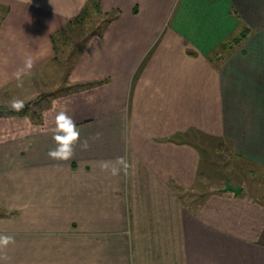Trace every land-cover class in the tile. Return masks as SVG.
<instances>
[{
    "label": "crops",
    "instance_id": "1",
    "mask_svg": "<svg viewBox=\"0 0 264 264\" xmlns=\"http://www.w3.org/2000/svg\"><path fill=\"white\" fill-rule=\"evenodd\" d=\"M88 1L0 0V91L31 95L22 115L0 105V264H264V204L194 194L212 139L264 167V0H95L117 16L63 89L99 83L35 100L52 33ZM61 111L67 160L48 156Z\"/></svg>",
    "mask_w": 264,
    "mask_h": 264
},
{
    "label": "rangeland",
    "instance_id": "2",
    "mask_svg": "<svg viewBox=\"0 0 264 264\" xmlns=\"http://www.w3.org/2000/svg\"><path fill=\"white\" fill-rule=\"evenodd\" d=\"M85 5H88V2H86ZM75 18H73L70 22H72ZM99 18L101 17L98 15H92L90 21L89 19L86 21L85 26L80 24L74 26L73 29L69 31H65L64 28H66L70 23L68 22L65 27H59L57 32L52 33L51 60L47 62V64H44L39 69L35 70V75H38V84L34 87V97L32 98L37 100L40 94H48L46 97L52 98L57 94L52 93L54 90L61 89L62 93L66 91L65 88L63 89V86H65L69 73L80 54H77L79 50L77 42L86 39L88 35L99 29V26L102 25ZM23 28L27 30L26 27ZM240 30H246L244 24H242V28H240ZM231 35L238 37L239 32L233 31ZM53 38H55L58 44L55 43ZM240 48L241 47H239V49ZM220 59L221 58H219V60ZM11 90H13V88L9 87L4 91H0V105L2 107L11 106L13 99H21L24 103H26L28 98H31V95H25L22 97L10 96L8 91L11 92ZM18 92L21 93V90H18ZM208 146L209 145H207V147ZM215 152L216 151L208 153L207 151L205 157L206 160L202 161L203 168L201 169H203L205 174L204 176H200L201 178L199 176L197 178L196 190L194 191V194H197L199 199H197L198 197L195 199V204L201 201L202 195L206 194L208 196L215 192H219V190L224 187L225 174L227 173L229 175V179H231V181L229 180L230 183L233 186H240L243 189V192L241 193L243 196L258 202L259 204H264V176L259 173L260 175L258 174L259 176L257 178H251V174L247 169H249L248 167H250L252 162L247 160L250 162V165H248V167L245 166V169L243 168L241 161L235 158L232 151L229 150L226 152L224 149H220L217 151L220 156H218L215 160H212V158L216 155ZM207 154L211 156L207 157ZM232 194L233 193H231V195Z\"/></svg>",
    "mask_w": 264,
    "mask_h": 264
},
{
    "label": "trees",
    "instance_id": "3",
    "mask_svg": "<svg viewBox=\"0 0 264 264\" xmlns=\"http://www.w3.org/2000/svg\"><path fill=\"white\" fill-rule=\"evenodd\" d=\"M92 15H98L100 16L101 18L100 21L102 23V25L99 26V29L93 33H91L90 35H88L86 37V39L84 40H81L79 42H77V45L79 47V50L77 52V54H79L81 51H83V49L85 48V45H86V42L88 41V39L93 35V34H103L104 33V30L106 29V27L108 26V24L116 18L117 16V13L116 12H112L110 13L108 16H104L102 15V11L100 10V6H99V3L98 1H95V0H89L88 1V5H86L84 7V9L80 12V14L72 21L69 23V25L64 28L65 31H69L71 29H73L74 26L76 25H83L85 26V23L86 21L89 19H91V16ZM88 21V23H89ZM251 33V30L250 29H246V30H243V31H240L239 32V36L238 37H234L233 35H228L225 39H224V42H222L214 51L213 53L211 54L210 58L212 60L216 59L217 61H221L223 59H225L226 57H229V55L231 53H233L234 51L238 50L239 47H241V45L243 44V42L245 40H247L249 34ZM53 40L55 41L56 44H58V42L55 40V38H53ZM219 58H221L219 60ZM215 61V60H214ZM216 62V61H215ZM218 64V62H216ZM219 65V64H218ZM100 82H103V81H100ZM96 83H99V82H96ZM96 83H79V84H76V85H70V86H67L65 87V90L66 91H79V90H83L85 88H88V87H91L92 85L96 84ZM27 109H28V106L25 105L24 107L20 108L19 110H16L14 108H11L10 111L8 112H13V111H16L19 115H22V114H25L27 112ZM212 139V138H211ZM207 145H209L207 147ZM207 145H205L204 149L201 150V165H202V161L206 160V153L208 151V153H212L213 151H216L215 152V156L214 158H212V160H215L218 156H220L217 151L222 149L221 147H219L217 145V143L212 139L211 142H209ZM231 144H228L227 147H229L227 149L226 152H228L229 150L232 151V153L235 155V158L240 160L241 163H242V166L243 168L246 169V167H248V165H250V162L247 161V159H243L241 156H239L237 153H235V151L233 150V144L230 148ZM211 155L207 154V157H209ZM246 166V167H245ZM249 169H247L250 174H251V178H257L261 173L262 176H264V167L261 166V165H258L254 162H252V164L250 165V167H248ZM259 174V175H258ZM230 180L229 179V175L228 173L225 174V183H224V187L221 188L219 190V194L221 193H224L225 192V187H226V180ZM243 191V189H242ZM242 195V194H241ZM206 197V195H205ZM204 197V198H205Z\"/></svg>",
    "mask_w": 264,
    "mask_h": 264
},
{
    "label": "clouds",
    "instance_id": "4",
    "mask_svg": "<svg viewBox=\"0 0 264 264\" xmlns=\"http://www.w3.org/2000/svg\"><path fill=\"white\" fill-rule=\"evenodd\" d=\"M26 67H31V59L26 61ZM17 76H19V73H17ZM11 106L19 110L24 106V102L21 99H13ZM55 121L56 130L53 134V140L56 143V147L49 149L48 156L53 159L67 160L72 155V145L77 141L80 133L76 123L64 111L56 115ZM11 240V236L0 235V244H8Z\"/></svg>",
    "mask_w": 264,
    "mask_h": 264
},
{
    "label": "water",
    "instance_id": "5",
    "mask_svg": "<svg viewBox=\"0 0 264 264\" xmlns=\"http://www.w3.org/2000/svg\"><path fill=\"white\" fill-rule=\"evenodd\" d=\"M225 190H230L236 194L242 193V188L240 186H233L228 179L226 180Z\"/></svg>",
    "mask_w": 264,
    "mask_h": 264
}]
</instances>
